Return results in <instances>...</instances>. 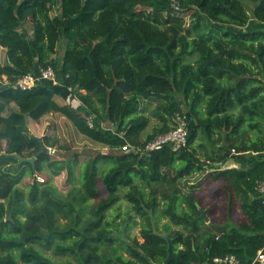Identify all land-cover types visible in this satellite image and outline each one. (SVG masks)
<instances>
[{"label":"trees","instance_id":"trees-1","mask_svg":"<svg viewBox=\"0 0 264 264\" xmlns=\"http://www.w3.org/2000/svg\"><path fill=\"white\" fill-rule=\"evenodd\" d=\"M53 3L58 12L50 16ZM32 17L38 23L25 39L20 29ZM62 41L67 48L56 58ZM0 47L6 55L0 78L9 84L46 68L57 83L0 87V264H204L230 254L250 264L264 246L256 192L264 176V0H0ZM68 94L81 102L78 110L55 100ZM150 108L161 126L144 136ZM48 114L64 117L103 152L81 164L49 161L48 154L21 162L41 149L26 132L28 118L38 122ZM177 115L188 122L184 147L121 151L125 144L143 149L173 129ZM202 139L222 144L228 155L234 150L231 158L249 167L218 166ZM51 141L42 139L48 149ZM43 163L50 181L38 182ZM64 170L73 182L61 193L51 177ZM206 176L221 183L226 197L225 222L208 227L194 221ZM27 177L24 191L19 185ZM121 189L135 216L149 222L159 216L178 230L149 232L142 242L115 236L107 212ZM233 205L245 223L235 224ZM114 244L106 256L103 249ZM48 252L64 261H52Z\"/></svg>","mask_w":264,"mask_h":264},{"label":"rangeland","instance_id":"rangeland-1","mask_svg":"<svg viewBox=\"0 0 264 264\" xmlns=\"http://www.w3.org/2000/svg\"><path fill=\"white\" fill-rule=\"evenodd\" d=\"M58 12V3H53L52 9L50 12V16L56 15ZM191 19L189 15H186L183 18V22L181 24L182 32L186 33L188 25H190ZM38 23V19L35 17L30 18L26 24L20 29L22 36L25 39H28L31 35V30L33 26ZM67 48V43L62 41L59 46L55 57L61 58L63 52ZM6 60L5 50L0 47V63L3 64ZM69 95V94H68ZM68 95L65 98L60 96H56L55 100L59 105H67L76 106L79 104V100L75 97L68 98ZM74 99V101H71ZM81 103V102H80ZM152 108L147 110V114H149V124L147 129L144 131V136L153 133L155 129H158L161 126V123L155 116H150L148 113ZM183 113L187 116L188 108L186 106L183 107ZM8 113L5 111L4 114ZM29 119V118H28ZM190 121V119H188ZM191 120V124H192ZM26 132L28 135H32L35 138H44L50 137L53 142L54 147H50L48 150L49 161H58L62 163H67L72 158H77V161L81 164L82 161H85L86 158L94 157L97 154L103 152L104 148L88 139L84 136L80 135L72 126V124L66 120L64 117L58 114H48L42 117L38 122H32L27 120L26 124ZM115 132V131H114ZM116 133V132H115ZM206 151L213 156L215 159L218 158L220 163L229 160L228 153L223 148L222 144H213L211 142L201 140ZM202 154V153H201ZM200 159H204V157L200 156ZM232 160V159H230ZM222 164V163H221ZM222 166V165H220ZM245 166V165H244ZM243 166L238 165L237 168ZM107 166L105 164L100 165V170L106 169ZM42 173L36 175V179L38 182L42 181L47 182L50 181V174L47 173L48 165L45 166V163L42 164ZM52 169V168H51ZM81 166L76 165V175L79 176ZM208 170V168H207ZM211 171V170H209ZM202 173L197 174L199 177ZM197 178V177H196ZM195 181V180H194ZM73 179L68 181L67 179V171H62L59 175L51 177V183L57 188V190L61 193H65L71 186ZM31 183L30 178H25L23 182L19 185V187L27 191L26 188ZM79 183V182H78ZM221 187V183L212 181L210 177L206 176L201 180L200 184V193L199 198L204 206H207L209 210V214L212 215L213 219L216 217H222L225 213V201L223 200L224 194L222 191H219ZM97 188L99 192V197H104V190L100 182V177L97 179ZM127 190L121 189L119 192V201L115 206L107 212V220L110 223V230L114 233L122 232V235L125 239V243L132 242L136 240L138 242H142L145 235L149 232H160L164 233L165 228H167L166 232H174V226H172L167 220L162 217L156 216L153 219V222H149L147 219H141L140 217L135 216L132 211L131 205L129 204L127 198H125ZM96 202L90 201L91 204H95ZM134 217V223L129 225L128 222V210ZM233 218L236 222H243L244 220L241 218L237 205H233ZM207 218V217H206ZM136 219V220H135ZM129 225V226H128ZM129 227V228H128ZM174 229V230H173ZM167 236V235H166ZM117 243V241H115ZM116 247V244L112 245L111 248H104L103 253L106 256L111 255L112 247ZM47 256L54 262H63L64 259L53 256L49 252ZM71 264H77L74 260L69 259Z\"/></svg>","mask_w":264,"mask_h":264},{"label":"built area","instance_id":"built-area-1","mask_svg":"<svg viewBox=\"0 0 264 264\" xmlns=\"http://www.w3.org/2000/svg\"><path fill=\"white\" fill-rule=\"evenodd\" d=\"M42 80L51 82L53 85L57 84L53 70L51 68H46L39 69L37 75L25 74L21 76L16 80L13 85L8 83L6 77L2 76L0 78V87H13L21 91H26L31 89V87H33L39 81ZM70 95L71 94L68 95V98H72ZM71 101H74V99H71ZM67 105H69L73 110H78L81 103L79 101V104L76 106H71L70 104ZM174 122L175 126L173 127V129L166 133H162L155 136L150 142L145 144L143 149L140 150L139 148H132L128 144H125L121 148V151L124 153L129 151H136L140 152L141 154H149L160 149L164 145L171 146L173 150H177L179 148L184 147L188 139V122L186 120V117L177 115ZM88 123L91 126V122L88 121ZM231 154H235L234 150L231 151ZM256 192L260 203L264 208V176L257 183ZM212 262L215 264H238L237 258L232 254L225 255L224 257L220 258H214ZM250 264H264V246L257 251L255 257L252 259Z\"/></svg>","mask_w":264,"mask_h":264},{"label":"crops","instance_id":"crops-1","mask_svg":"<svg viewBox=\"0 0 264 264\" xmlns=\"http://www.w3.org/2000/svg\"><path fill=\"white\" fill-rule=\"evenodd\" d=\"M11 108L13 109V110H16V107L14 106V105H11ZM52 115V114H51ZM28 120H30V121H32L31 119H28ZM32 122H34V121H32ZM229 156V158L230 157H232V154L231 155H228ZM254 157V156H253ZM227 158V157H226ZM216 159H218V158H216ZM230 159H232V158H230ZM227 160L224 164H218V166H220V165H222L221 167L222 168H237V166L238 165H240V164H238V163H236L233 159L232 160ZM244 160H247L248 159V161L249 160H251L250 159V157L249 156H245L244 158H243ZM245 165V166H244ZM248 165H250L249 163H244L243 165H240V166H243V167H249ZM226 199V197H223V200L224 201H226L225 200ZM225 208H226V206H225ZM201 209L202 210H204V211H206V217H207V219L209 220V221H205L204 220V225L206 226V227H208L209 226V222H215L216 224H223L224 222H225V219L224 218H221V217H216L215 219H213L212 217V215H210L208 212H209V210L207 209V206H202L201 205ZM238 212H239V210H238ZM240 214V213H239ZM241 216V215H240ZM241 218L244 220L243 222H236V220H235V224L237 225H239L240 223H245L246 222V220L241 216ZM219 219V220H218ZM132 222H134V221H132ZM131 222V223H132ZM175 230H178V228H174ZM173 229V230H174ZM168 233H166V234H164L165 236L167 235ZM204 264H215V263H213V262H210V263H204Z\"/></svg>","mask_w":264,"mask_h":264},{"label":"water","instance_id":"water-1","mask_svg":"<svg viewBox=\"0 0 264 264\" xmlns=\"http://www.w3.org/2000/svg\"><path fill=\"white\" fill-rule=\"evenodd\" d=\"M36 140L40 143V147H41V149H40V151L34 156V157H32V158H30V159H19L21 162L22 161H27V162H29V163H34V161L39 157V156H41V155H44V154H48L49 152H48V147H46L43 143H42V138H36ZM206 211H204V210H202V209H200L199 210V216L198 217H196L195 219H194V221H197V220H205V221H209L207 218H206ZM114 235L115 236H117V237H120L122 240H125L124 239V237H123V235H122V232H120V233H114ZM168 242H169V245H168V258L166 259V261H165V263L171 258V254H170V252H171V245H170V240H168Z\"/></svg>","mask_w":264,"mask_h":264}]
</instances>
